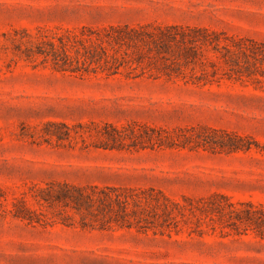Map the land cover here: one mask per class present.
<instances>
[{
    "label": "rangeland",
    "instance_id": "374dc122",
    "mask_svg": "<svg viewBox=\"0 0 264 264\" xmlns=\"http://www.w3.org/2000/svg\"><path fill=\"white\" fill-rule=\"evenodd\" d=\"M108 26L186 40L130 41L111 74L31 52ZM214 195L264 208V0H0V264H264V231L154 212Z\"/></svg>",
    "mask_w": 264,
    "mask_h": 264
},
{
    "label": "trees",
    "instance_id": "16d2710c",
    "mask_svg": "<svg viewBox=\"0 0 264 264\" xmlns=\"http://www.w3.org/2000/svg\"><path fill=\"white\" fill-rule=\"evenodd\" d=\"M178 29L180 28H172V30ZM181 33L183 32L179 31V37L177 39L175 33L171 32V28L159 29L158 32H152L140 28L108 26L107 28L95 29L88 34L80 32L79 35L69 30H66L64 33H57L49 30L47 34L36 36L35 49L31 52L49 58L53 67L61 71H77V67L73 65V59L78 63L80 62V58H82L81 61L84 63H93L99 66H101L100 64L103 62L104 65L102 70H107V72H109L108 74H111L116 72V65L114 63L108 65V57L111 58L112 53L120 55L119 52L122 46H129L130 41H133L132 43H135V41L144 43L147 40L155 42L161 40H179L183 42L186 39ZM85 40L90 41L92 44L90 46L84 45L83 41ZM105 44L110 47L111 52H108ZM228 148L236 150L244 147L228 145ZM69 193L72 194L64 196L63 200L72 202L74 206H79V203L82 201L91 202V200H93L92 194L80 189H73V192ZM104 196H106L109 201L112 199L114 201H120L121 199L119 195H114L113 198L109 195ZM219 197L223 200H217V196L214 195L197 200L184 199V203H179L168 200L163 196L161 201L157 199L154 203V210H157L154 212L155 215L162 219L173 220L188 214L195 217L204 216L210 220L215 218L218 221L223 220L225 216H227V218L234 219L238 222H244L259 233L264 231V208L262 206H256L250 202L232 203L229 202L225 196L221 195ZM122 198L126 199L125 196ZM99 199L101 200V198ZM147 201L151 203L153 199L148 198Z\"/></svg>",
    "mask_w": 264,
    "mask_h": 264
}]
</instances>
